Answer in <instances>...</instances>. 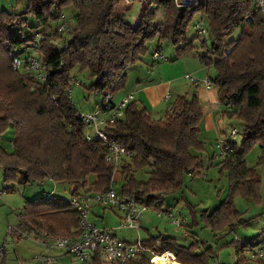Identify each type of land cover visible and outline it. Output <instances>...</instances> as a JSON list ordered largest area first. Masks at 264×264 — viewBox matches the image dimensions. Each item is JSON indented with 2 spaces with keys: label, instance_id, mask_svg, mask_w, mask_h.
Instances as JSON below:
<instances>
[{
  "label": "trees",
  "instance_id": "16d2710c",
  "mask_svg": "<svg viewBox=\"0 0 264 264\" xmlns=\"http://www.w3.org/2000/svg\"><path fill=\"white\" fill-rule=\"evenodd\" d=\"M140 2L133 23L127 19L126 0H28L21 12L0 10V135L13 128V149L0 147L6 190L51 181L67 184L70 196L92 193L113 186L118 172L120 194L156 209L161 208L164 195L181 190L184 175H200L205 143L200 137L202 110L195 93L174 97L158 118L136 100L130 101L123 115L104 127L109 139L130 152L117 166L106 160L102 139L85 138L84 111L79 112L72 99L74 87L85 99L92 94L100 98L97 106L109 91L116 99V91L125 88L128 68L144 62L149 45L162 53V43L171 42L176 45L177 58L195 51L200 63L214 69L209 77L219 101L230 106L223 113L238 120L243 133L240 144L226 139L229 149L219 156L220 172L228 178L227 196L212 212H201V220L215 234L247 224L249 220L242 217L233 199L261 200L264 15L257 0H192L184 5L175 0ZM66 7L72 8V19L63 14ZM61 14L69 24L64 32L58 30ZM194 18L205 20L206 33L201 36L195 29L189 38ZM238 28L240 34L235 37ZM153 51L152 60L159 59L153 58ZM13 55L40 59L46 78L24 68L14 69ZM254 146L260 154L255 165L248 166L245 156ZM25 200L19 227L9 230L13 238H20L24 231L79 236L77 214L69 199L50 191ZM262 234L264 230L259 236ZM233 243L236 254L254 245L251 240L241 247L239 242ZM144 244L158 255L172 252L181 264H212L217 255L211 244L196 237L183 244L174 236L161 234ZM151 257L143 253L129 264H151ZM88 264L103 262L95 254Z\"/></svg>",
  "mask_w": 264,
  "mask_h": 264
},
{
  "label": "rangeland",
  "instance_id": "374dc122",
  "mask_svg": "<svg viewBox=\"0 0 264 264\" xmlns=\"http://www.w3.org/2000/svg\"><path fill=\"white\" fill-rule=\"evenodd\" d=\"M27 1L0 0V10L5 9L10 12H21L25 10ZM126 1L129 3L127 19L133 23L141 8V2L140 0ZM63 14L67 19H72V8L66 7ZM157 14L161 16V11L158 10ZM195 20L194 18L189 25V38L195 34ZM203 21L202 23L204 24L205 20ZM31 23L35 24V20H32ZM239 34L240 29L238 28L235 30L234 36L237 37ZM207 42H210L209 37H207ZM196 43L198 44V39H196ZM153 48H155V45L150 44L148 52L144 56L143 63L128 68L126 86L129 87L132 85L135 80L134 77L143 76L142 80L147 83H156L160 80L175 78L174 84L179 83V85L182 84L183 87L187 88L188 86L186 84L191 83L184 76L186 73H191V67L194 63L199 64L197 59L193 57L196 54H187L181 58H177L176 45L171 42H164L161 47L164 57L152 60L151 53ZM198 49L202 51L201 48ZM28 52L33 53L30 48ZM208 69L210 76H213L215 74L214 69L212 67H208ZM172 93L174 95L175 92L172 90ZM85 94L87 96L86 92ZM89 97L90 99H85L77 87L73 88L72 99L79 112L86 111L93 106V101L97 96L92 94ZM203 122L204 125L203 123L201 125L200 137L204 140L205 151L203 152L204 168L201 170V174L196 176H192L191 174L184 175L183 185L179 193L166 194L161 200L160 207L163 210H169L177 218L184 219L182 226L176 228L165 214L158 213L157 209L151 207L145 211L142 219L144 222L146 221L144 219L148 217V222L146 224L142 222L139 229L123 227L120 213L109 207L104 210H99L93 206V213L99 216H94L93 213H90L89 219L93 221L92 223H95L98 227L116 230L120 239L124 238L130 242L136 241L138 235L142 240L148 238L149 235H157L160 232L163 235L168 233L171 236H175L178 242L183 244L189 243L193 237L205 240L217 252L212 264H232L237 260L233 241L243 242L253 239V241L256 240L253 246H256L259 234L264 230V174H262L261 168H259V172L262 175L260 185L261 200L259 199L260 201L257 202V200L255 201L241 196H235L233 199L242 217L249 220L247 224L237 225L215 234L201 220V212L207 210L212 212L220 205L228 193L227 175L221 173L217 163H215L218 161L216 159H218L217 157H219L220 153L219 141L232 137L231 139L240 144L243 138L240 122L234 118H229L225 114L218 116L216 122V124L218 123L217 130L213 129V127L208 128L205 119ZM233 128L236 129L237 133L230 135ZM12 137L13 128L10 127L4 134L0 135V147L11 151L13 149L11 143ZM259 154L260 149L254 146L245 156L247 165H255ZM208 158L211 160V165L207 167ZM52 184L58 186L57 191L53 194L67 201L70 196L69 186L51 181H46L44 184L34 183L29 186L18 185L15 191H7L8 184L3 180V169L0 166V246L4 245L6 248V254H4L3 258L5 264H36L35 258L45 251L58 256L57 264H88L79 257L61 254L59 249L51 248L46 250L47 248L40 243L33 232L24 231L18 239L13 238V235L9 232L10 228L17 229L19 227L25 212V207L27 206L25 199L42 197L50 192L48 189ZM120 186L121 179L113 184L116 192L119 191ZM194 214L197 215V221L194 219ZM187 231H190L189 233L195 236L191 237ZM245 251L244 254L246 253ZM150 263L152 264L151 261Z\"/></svg>",
  "mask_w": 264,
  "mask_h": 264
},
{
  "label": "built area",
  "instance_id": "2783aa9c",
  "mask_svg": "<svg viewBox=\"0 0 264 264\" xmlns=\"http://www.w3.org/2000/svg\"><path fill=\"white\" fill-rule=\"evenodd\" d=\"M192 0H175L177 5H184ZM256 4L259 6L262 15H264V0H257ZM59 31H66L69 28L68 21L63 14L59 16ZM194 28L197 33L203 36L206 33L204 24L196 20ZM153 58H163V54L155 50L152 54ZM12 66L14 69L24 68L25 70L32 71L38 78L45 79L44 65L42 61L35 57H29L27 60L22 59L16 55L12 56ZM192 86L203 87L210 90L214 84L209 76L202 78L195 77L190 73L185 74ZM134 99V92L129 91L125 93L118 100H113V94L109 91L95 109L81 113L82 121L85 124L86 132L85 138L91 140L100 138L105 142V158L114 166H117L123 158H127L130 152L125 146L119 144L116 140L109 139L104 131V127L113 123L117 118L123 115L126 105ZM224 109H229L228 104L223 106ZM236 129L233 128L230 135H235ZM229 137L228 139H231ZM219 156L227 152L229 146L226 139L219 141ZM219 158V157H217ZM196 176V172L190 173ZM1 195V192H0ZM70 207L76 212L78 219V229L80 231L77 237L68 236H51L45 231L35 234L40 243L46 247V250L51 248L59 249L61 254L72 255L79 257L87 263L91 258L98 254L103 264H129L132 260L137 259L143 253H150L152 255L150 261L154 264L155 257H163L178 262L175 255L170 251H164L161 254H156L154 249L146 246L144 241L139 237L136 241L130 242L118 238L111 229L98 227L89 219V215L94 205L102 208L115 209L120 213L122 226L139 229L141 219L148 206L138 203L136 198L131 196L122 195L116 192L113 186H109L104 191H96L92 193H78L70 196ZM157 209V208H156ZM158 213H163L171 221L176 228L184 224V219L177 218L169 210L157 209ZM11 229V228H10ZM9 229V230H10ZM6 248L4 245L0 246V264H3V258ZM36 264H57L58 256L51 254L47 251L41 253L36 258ZM181 264L180 262H178ZM264 264V234L261 235L259 242L256 246L246 249V253L242 259L236 260L232 264Z\"/></svg>",
  "mask_w": 264,
  "mask_h": 264
},
{
  "label": "crops",
  "instance_id": "0c3cea01",
  "mask_svg": "<svg viewBox=\"0 0 264 264\" xmlns=\"http://www.w3.org/2000/svg\"><path fill=\"white\" fill-rule=\"evenodd\" d=\"M193 53L196 54L195 51H191L188 54L191 55ZM193 57H195L197 59L199 64L194 63L192 65V67H191L192 70H191L190 74H193V75L197 76L198 78L210 76L208 67H206L202 63H200L197 54ZM137 73H139V72H137ZM134 78H135V80L132 83V85H130L129 87H127L125 85V88L123 90L116 91V94H115L116 100H118L120 97H122L125 93H127L129 91H133L134 92V99L133 100H136L137 103L141 107L146 108L152 117L158 118L161 115H163L167 103L170 100H172L174 97H176L179 94H183V93H188L189 95H191L192 93H195L198 97V100H199L200 106H201V110H202V119L200 122V132H201L202 123L204 125V122H203L204 119H205V123L208 126V128L213 127V129L217 130V124L218 123L216 124V122L218 120V116L223 115L224 113H223V106L221 105V103L219 101L218 92H217V89L215 87H213L210 90H206L203 87H195V86H192L191 84H186L188 86L186 88V87H183L182 84L179 85V83L177 81L176 82L178 84H174L175 78L167 79V80H160V81H157L156 83L155 82L147 83L146 81H143L142 80L143 76L142 77L136 76ZM172 90L175 92L174 95H172L173 94ZM99 101H100V98L99 99L95 98L93 101V106L91 108H88L84 112H88V111L93 110L97 106ZM216 160H218V161L215 163H217V166L219 167V170H220V166H219L218 162L221 159L218 158ZM207 162H208L207 163L208 164L207 167H208L209 165H211L210 158L207 159ZM113 178L117 181V180L121 179V175L118 172H116L114 174ZM57 189H58V186H56V184H52L49 188L51 193H55L57 191ZM174 193L178 194L179 191L174 192ZM174 193H168V194H174ZM157 203H158V201H157ZM94 208L95 209L97 208L99 210L105 209V208L99 207L97 205H94ZM94 208H92L91 213H93ZM151 208H153V207H151ZM157 209H159V208L157 207ZM144 214H145V212H144ZM93 215L99 216L96 213H93ZM142 219H143V217H142ZM142 219H141V224L143 222ZM194 219L197 221V215L196 214H194ZM144 220H146V221H144L146 224L148 222V217ZM91 222H93V221H91ZM112 232L117 237H119L117 235L116 230H112ZM166 234H168V233H166ZM157 235H161V232L158 233ZM157 235H149L148 238L142 239V240L146 241L147 239H150L151 237L157 236ZM138 237H139V235H138ZM259 238H260V236L258 237L257 242H259V240H260ZM121 239L126 240L124 238H121ZM126 241H129V240H126ZM248 241L249 240L239 242L238 244L241 247L244 242H248ZM255 241H253V239H251V242L254 243ZM243 255H244V251L240 252L239 254H236L237 260H239L240 258L242 259ZM3 264H5L4 261H3Z\"/></svg>",
  "mask_w": 264,
  "mask_h": 264
},
{
  "label": "bare ground",
  "instance_id": "6f19581e",
  "mask_svg": "<svg viewBox=\"0 0 264 264\" xmlns=\"http://www.w3.org/2000/svg\"><path fill=\"white\" fill-rule=\"evenodd\" d=\"M154 52V51H153ZM161 59V58H160ZM182 226V225H181ZM6 254V253H5ZM244 256V255H243ZM3 262V261H2ZM153 262L154 264H179L178 262L174 261V260H171V259H166V258H163V257H155L153 259ZM23 264V263H21Z\"/></svg>",
  "mask_w": 264,
  "mask_h": 264
}]
</instances>
